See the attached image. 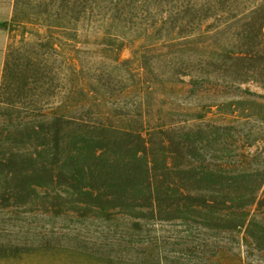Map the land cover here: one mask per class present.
Instances as JSON below:
<instances>
[{
	"label": "trees",
	"instance_id": "obj_1",
	"mask_svg": "<svg viewBox=\"0 0 264 264\" xmlns=\"http://www.w3.org/2000/svg\"><path fill=\"white\" fill-rule=\"evenodd\" d=\"M1 26L2 205L96 223L74 264H264V0H14Z\"/></svg>",
	"mask_w": 264,
	"mask_h": 264
},
{
	"label": "rangeland",
	"instance_id": "obj_2",
	"mask_svg": "<svg viewBox=\"0 0 264 264\" xmlns=\"http://www.w3.org/2000/svg\"><path fill=\"white\" fill-rule=\"evenodd\" d=\"M13 6L14 0H0V87L7 48L10 44L20 43L23 38L21 31H14L9 27L1 26L2 22L12 19ZM81 30L84 34L90 32L89 37L95 41V32L90 26L83 24ZM30 36L27 34V38H31ZM87 48L93 49L95 47L89 45ZM132 55V49H127L123 53L124 58H129ZM252 88L259 90L257 87ZM259 146L263 148L264 143L259 144ZM255 150L257 147L251 148V151ZM0 204V256L9 249L39 250L43 246H50L51 248V251L46 255L30 252L20 253L21 255L18 257L0 260V264H74L72 254L74 252H76L74 254H81L77 250L78 248L82 249L84 245L82 246L79 242L72 240L71 237L76 235L94 236L98 232L95 227L96 223L90 219H83L77 214L70 213L68 217L65 215L58 216L42 211V208L36 205L13 208L2 205L12 204V201H4L3 199L0 200ZM147 226L152 230L148 235L150 237L166 234L161 226L158 228L153 222L148 223ZM155 229L156 231H154Z\"/></svg>",
	"mask_w": 264,
	"mask_h": 264
}]
</instances>
